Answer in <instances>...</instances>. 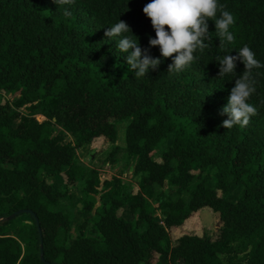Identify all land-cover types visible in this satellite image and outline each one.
Returning a JSON list of instances; mask_svg holds the SVG:
<instances>
[{
	"label": "trees",
	"instance_id": "16d2710c",
	"mask_svg": "<svg viewBox=\"0 0 264 264\" xmlns=\"http://www.w3.org/2000/svg\"><path fill=\"white\" fill-rule=\"evenodd\" d=\"M149 2L75 0L65 16L48 0H0V96H21L15 105L0 103V264H264V67L252 70L256 91L248 102L257 114L246 127L224 129L221 110L245 68L237 61L236 75L218 77L217 62L247 45L264 64V0H219L235 17V41L221 50L208 21L209 47L179 73L168 72L172 59L149 47ZM119 20L162 59L146 77L129 71L119 37L104 35ZM115 121H129L126 158L135 163L138 188L117 177L102 183L97 169L80 163L79 149L98 140L116 163ZM57 126L74 142L63 144ZM56 176L66 191H55ZM81 181L82 212H94L86 224L97 236L68 246L73 215L62 202L73 204ZM166 181L172 194L161 190ZM127 208L133 220L125 218ZM20 211L33 216L23 215L31 221L13 235L9 218ZM205 211L220 215L215 237H174Z\"/></svg>",
	"mask_w": 264,
	"mask_h": 264
},
{
	"label": "clouds",
	"instance_id": "9594fccd",
	"mask_svg": "<svg viewBox=\"0 0 264 264\" xmlns=\"http://www.w3.org/2000/svg\"><path fill=\"white\" fill-rule=\"evenodd\" d=\"M53 2L60 8L73 4L75 0ZM63 14L70 16L71 12L64 9ZM143 14L151 21L155 32V38L149 37V47L158 48L162 59H172L168 72L179 73L185 70L196 60L195 53L198 50L203 52L209 47L205 43L211 34L208 21L215 24V35L219 39L221 50L235 41V35L230 30L235 24V17L225 10L219 0H150L143 7ZM125 33H131V36H126ZM104 35L109 39L119 37L116 40L117 49L126 54L129 71L137 79L146 77L150 69H158L162 62L161 58H153L148 50L141 48L139 38L132 34L129 25L122 20L107 28ZM236 53L217 58L220 65L218 77L236 75L237 61L242 62L245 68L243 74L235 79L228 103L221 110L220 114L227 116L221 125L224 129L237 125L246 127L258 111L248 101L256 91L252 70L262 68L264 64L256 59L255 53L247 45Z\"/></svg>",
	"mask_w": 264,
	"mask_h": 264
},
{
	"label": "rangeland",
	"instance_id": "374dc122",
	"mask_svg": "<svg viewBox=\"0 0 264 264\" xmlns=\"http://www.w3.org/2000/svg\"><path fill=\"white\" fill-rule=\"evenodd\" d=\"M52 5L57 6V10L59 11H64V9L70 10V5H63L59 8V6L53 2V0H48ZM71 11L74 13H78L80 15H87L83 10H79L76 7H72ZM20 94H11L7 96H0V103L4 100L9 101L12 105H15V103L20 99ZM31 106V105H29ZM27 107H24L21 109L22 112L29 114ZM37 119L39 122L43 121V118L41 115L37 116ZM117 130H118V140H117V146L121 148V151L119 152L117 158H116V163H112L108 156L110 149L107 147L106 141L104 142L103 140L101 141H96L95 144L92 147H84L79 149L78 151V157L80 159V163H83L89 168L92 169H97L101 171V178H102V183L105 181H111L115 177L121 178V180L126 183L128 186H132L135 188H138L139 185V177L135 176L134 169H135V163L133 160H129L126 158V129L129 124V121H123V122H118L115 121ZM55 134L59 136L63 144H71L72 141L74 142L73 138L62 131V129L57 126L55 128ZM171 145V140L165 142L155 153L154 158L157 161L162 162V154L164 151L168 149V147ZM51 183L54 185L55 191H61L64 192L67 190L65 179L63 176H56L51 178ZM81 183L80 186L76 187L75 189L72 190V195L74 196L73 204H69L66 200L63 201L62 203L64 205H67L69 209L72 212L73 218H72V229L68 232L67 237V245L71 246L75 240L81 238L82 236H87V237H95L97 234L93 233V224L88 223L86 224V221H89L92 219L93 214H86L83 213V203L81 201ZM209 186H211L209 184ZM101 189L104 191V187L102 186ZM100 189V191H102ZM161 190L172 194V188L170 187L168 181L164 183V185L161 187ZM242 191L241 187H238L236 189H233V195H232V200H236L240 193ZM104 192H102L103 194ZM101 194V195H102ZM101 195L97 197L98 203H97V208L101 206L102 200H101ZM70 205V206H69ZM210 214H204L200 215V217L197 220H194L190 226L186 227L185 230H179L175 232L174 237H178L179 235L182 234H198V235H203L205 231H207V234L212 235L215 237L219 231V229L222 227V222L220 219V215H214L212 212H209ZM92 215V216H91ZM156 220L159 222H162V218L160 213L158 212L156 214ZM125 218L127 220H133V216L130 213V209H126L125 213ZM31 218L27 216H22L16 220H14L13 224L11 225V234H15L19 226L25 222H30ZM158 264H168L167 259L161 260ZM180 264V263H177Z\"/></svg>",
	"mask_w": 264,
	"mask_h": 264
},
{
	"label": "water",
	"instance_id": "95a60500",
	"mask_svg": "<svg viewBox=\"0 0 264 264\" xmlns=\"http://www.w3.org/2000/svg\"><path fill=\"white\" fill-rule=\"evenodd\" d=\"M26 214H29V215L33 216V214H32L30 211H20V212L15 213L14 215H12V216L9 218V220H10V221H11V220H15V219H17L18 217H21V216L26 215ZM37 224H38V226H39L38 220H37ZM41 253H42V258H43V247H42V249H41Z\"/></svg>",
	"mask_w": 264,
	"mask_h": 264
},
{
	"label": "crops",
	"instance_id": "0c3cea01",
	"mask_svg": "<svg viewBox=\"0 0 264 264\" xmlns=\"http://www.w3.org/2000/svg\"><path fill=\"white\" fill-rule=\"evenodd\" d=\"M204 214H207V215H209L210 213H209V211H205V212H203V213H202V215H204ZM215 215H217V216H218V214H215ZM161 260H163V259H161ZM161 260H160V261H161Z\"/></svg>",
	"mask_w": 264,
	"mask_h": 264
},
{
	"label": "built area",
	"instance_id": "2783aa9c",
	"mask_svg": "<svg viewBox=\"0 0 264 264\" xmlns=\"http://www.w3.org/2000/svg\"><path fill=\"white\" fill-rule=\"evenodd\" d=\"M99 172H100V174H101V171L100 170H98ZM117 178H119V177H117Z\"/></svg>",
	"mask_w": 264,
	"mask_h": 264
}]
</instances>
